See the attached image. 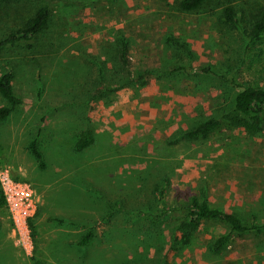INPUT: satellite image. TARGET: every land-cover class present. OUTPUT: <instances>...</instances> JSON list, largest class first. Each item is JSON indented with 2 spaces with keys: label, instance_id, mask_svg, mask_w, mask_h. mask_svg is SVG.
<instances>
[{
  "label": "rangeland",
  "instance_id": "1",
  "mask_svg": "<svg viewBox=\"0 0 264 264\" xmlns=\"http://www.w3.org/2000/svg\"><path fill=\"white\" fill-rule=\"evenodd\" d=\"M178 1L0 3V39L37 8L49 10L41 33L0 48V75L11 72L20 100L0 120V168L41 194L26 251L11 243L0 204V264H264V123L249 135L226 119L232 79L264 87V37L251 40L244 21L218 17L232 4L246 18L264 0H208L194 12ZM121 37L129 65L110 77ZM0 106H8L1 96ZM208 117L217 125L207 136L183 135ZM86 127L94 143L76 151ZM193 192L263 228L229 233L219 252L212 242L229 232L221 222L174 240L170 207Z\"/></svg>",
  "mask_w": 264,
  "mask_h": 264
},
{
  "label": "trees",
  "instance_id": "2",
  "mask_svg": "<svg viewBox=\"0 0 264 264\" xmlns=\"http://www.w3.org/2000/svg\"><path fill=\"white\" fill-rule=\"evenodd\" d=\"M8 1L0 0V3ZM207 1L179 0L178 8L181 11L194 12L200 10ZM241 10H237L232 4H224L220 8L218 17L223 23L230 26H237L241 21H244V35L251 40L264 37V5L253 13L250 12L246 18L241 13ZM48 20L49 10L47 7L41 6L37 8L19 27L8 32L0 39V48L34 38L45 29ZM127 52L128 45L125 38L121 37L117 39L110 53L111 64L109 67H106L108 68L107 72H110V77L116 75L120 69H124L129 65ZM110 77H107V81L102 82H105L108 86L109 84L112 85ZM231 82H233L232 86L235 88L232 96L233 113L226 115L227 122L232 126L240 127L249 135H254L264 123V87L247 82L238 83L234 79ZM0 96L8 103V106H0V120H2L20 103L13 90L10 71H6L0 75ZM216 125V120L213 117H208L183 131V135L187 138L205 137L215 129ZM94 140L93 131L86 127L76 135L73 148L76 151L84 150L90 147L94 143ZM29 149L34 157L38 159L39 165L43 167L42 154L34 142L29 144ZM0 204L3 205L1 193ZM170 208L172 213L178 216V222L171 230L172 237L174 240H181L184 244L189 241L190 236L204 221L212 220L225 224L229 232L221 234L213 240L211 248L214 252H219L229 242V233L260 232L263 228L261 225L256 224L253 218L249 223H244L232 212L211 207L204 193L197 194L193 192L188 194L186 201L175 202ZM164 214L167 215L168 213ZM90 236V232L86 233L82 236L79 244L83 245L88 242Z\"/></svg>",
  "mask_w": 264,
  "mask_h": 264
},
{
  "label": "built area",
  "instance_id": "3",
  "mask_svg": "<svg viewBox=\"0 0 264 264\" xmlns=\"http://www.w3.org/2000/svg\"><path fill=\"white\" fill-rule=\"evenodd\" d=\"M0 193L11 243L25 251L31 249L30 222L41 200L39 190L31 182L14 175L10 168L1 167Z\"/></svg>",
  "mask_w": 264,
  "mask_h": 264
},
{
  "label": "crops",
  "instance_id": "4",
  "mask_svg": "<svg viewBox=\"0 0 264 264\" xmlns=\"http://www.w3.org/2000/svg\"><path fill=\"white\" fill-rule=\"evenodd\" d=\"M3 208V207H2ZM4 211V210H3ZM37 211V210H36Z\"/></svg>",
  "mask_w": 264,
  "mask_h": 264
}]
</instances>
